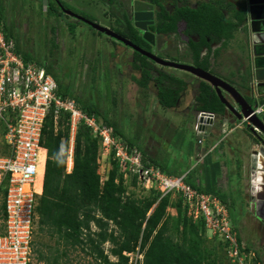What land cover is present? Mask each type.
<instances>
[{
    "label": "trees",
    "instance_id": "1",
    "mask_svg": "<svg viewBox=\"0 0 264 264\" xmlns=\"http://www.w3.org/2000/svg\"><path fill=\"white\" fill-rule=\"evenodd\" d=\"M221 3L220 0L201 2L196 8H184L179 11L180 17L187 21L190 30L200 33V40L192 41L190 48L195 61L204 69L209 67L208 54L201 58L200 53L204 46L210 49L211 44L206 41L205 35L209 36L210 41L222 40V45H225L233 37L244 18L243 0H238L240 11H234L232 8L229 16L224 15L218 7ZM229 5L233 4L229 3ZM45 11L56 17L65 15L57 9L54 2H50ZM11 20L4 13L0 0V21L6 38L14 40L16 53L24 60L36 62L20 50L18 37L12 34L14 27L9 28L10 23H14L15 26L16 20ZM169 26L173 28L172 25ZM73 28L74 26L68 32L71 35L74 33ZM54 30L55 26L51 27V31ZM36 63L43 66L46 73H51L45 62ZM139 66L142 68L141 76L132 77L138 86L147 88L148 83L153 81L157 87L156 98L159 104L164 108L174 106L176 95L185 82L181 78L166 76L163 73L155 76L151 73L150 66L146 67L144 62ZM56 82L59 95L76 100L82 110L89 115L98 116L105 125L112 128L115 136L116 133L121 135L122 141L128 147L137 148L145 156L142 142L125 137L107 115L110 110H104L103 107L95 104L80 103L77 92L61 90L57 79ZM195 98L197 110L222 115L223 104L204 80H200ZM259 103L263 106L260 118L264 123V97L260 98ZM68 139L69 114L59 113L55 122L53 111L50 109L43 123L40 141L46 148V160L42 189L36 199L35 215H37L38 230L51 236L56 235V244H61V248L58 246L53 248L50 257L38 250L40 260L45 263L63 264L61 259L71 247L89 253L98 264H131L130 256L125 252L136 250L142 254L141 264H223L221 259L227 258L226 251L224 255L218 252H221L222 248L225 249L224 242L220 240L218 250L213 245H206V229L203 221L193 220L185 214L179 196L175 195L176 198L172 200V194L162 195L160 190L155 189L148 190L149 194L145 197L137 198L126 194L123 174L119 172L118 165L112 158L110 159L112 167L103 182H100V174L97 172L98 139L83 122L78 124L74 136L72 169L66 172ZM187 175L185 180L191 186L215 194L220 200L223 199L216 191L198 187V184L190 181ZM131 179V183L135 184L136 175H132ZM168 207L175 208L176 214H170L167 211ZM2 216L1 202L0 217ZM106 242L110 244L109 254L115 258L114 260L110 259L103 248ZM238 242L243 251L249 252V246H244L239 237ZM219 258L221 262L218 263ZM254 261L263 264L257 253ZM228 263L232 264L229 260ZM135 264H138V261Z\"/></svg>",
    "mask_w": 264,
    "mask_h": 264
},
{
    "label": "rangeland",
    "instance_id": "2",
    "mask_svg": "<svg viewBox=\"0 0 264 264\" xmlns=\"http://www.w3.org/2000/svg\"><path fill=\"white\" fill-rule=\"evenodd\" d=\"M61 1L94 19L100 25L106 26L111 22L110 18H106L109 11L102 0ZM126 1L120 0V3L125 4ZM41 2V0H1V6L7 18H10V21L16 20V27L14 23H10L9 28L14 27L12 34L18 37L22 53L38 63L45 62L52 75L59 81L61 90L77 92L80 103L95 104L103 107L104 110H110L107 115L114 120L128 139L136 142L144 141L145 161H148L150 156L157 155L161 166L174 173L177 171L187 173L189 179H192L197 173V166L194 160L188 158L189 153L194 151L197 138H203L204 133L196 134L193 129L192 113L184 109V105L191 103L189 89L182 92V99L177 106L170 109L161 107L156 99L157 87L153 81L149 83L148 88H142L132 79L133 76L139 78L140 73L130 68L129 55L121 50L113 58L112 46L107 45L105 36L99 35L81 21H72L65 15L56 17L47 14ZM54 26L55 30L52 32L51 27ZM72 26H74V33L71 35L68 32ZM237 47L239 45L236 43L231 45L230 53L235 57ZM180 59L183 63L190 62L186 57ZM121 60H126L123 65L120 64ZM161 70L171 74L192 75L172 67H162ZM185 86L187 87L188 83ZM77 104L80 107V104ZM116 135L121 136L117 133ZM2 143L3 141L0 144ZM99 149L98 143L97 156L100 154ZM110 159L109 157L104 158L103 161L97 159V172L102 178L106 177L108 170L112 167ZM122 174L127 189L126 194L137 198L149 194V189L142 185L139 178H136L135 184H132V174L124 172ZM223 196L229 202L230 216L240 242L251 246L252 251L255 250L258 254L264 255V226L251 212L247 201L244 200V192H223ZM174 198L176 197L172 194L171 199ZM167 211L174 215L175 211L170 208H167ZM219 242L218 237L213 236L209 230H205L207 246L213 245L218 250ZM56 246L61 248V244H56V235L51 236L40 232L37 215H35L29 264H51L40 260L37 252L41 250L50 257ZM109 247L108 242L103 245L108 254ZM224 252L225 249L222 248L218 253L224 255ZM128 253L132 262L137 260L138 264H141L140 252L139 255L136 251ZM109 257L111 260L115 259L110 254ZM221 260L223 264H229L226 257ZM221 260L219 258L218 263ZM61 261L63 264H98L89 253L80 248L75 250L71 247Z\"/></svg>",
    "mask_w": 264,
    "mask_h": 264
},
{
    "label": "built area",
    "instance_id": "3",
    "mask_svg": "<svg viewBox=\"0 0 264 264\" xmlns=\"http://www.w3.org/2000/svg\"><path fill=\"white\" fill-rule=\"evenodd\" d=\"M15 48L14 40L6 38L0 22V136L8 149L7 153L0 152V197L3 204L0 264H29L39 175L46 156L40 141L50 109L54 119L59 113L69 114L72 134L80 122L91 129L98 139L99 161L112 158L121 172L135 174L147 189H158L162 195L179 196L185 214L193 220H202L205 229L224 242L227 258L232 264H258L254 255L243 251L240 246L228 208L217 195L191 186L185 180L186 174H167L145 161L137 148L128 147L102 119L89 115L74 99L57 94L54 77L36 62L24 60ZM262 110L263 106L258 105L254 113L259 115ZM202 113L204 111L197 113L193 127L197 133H201L202 127L215 117L213 112L206 111V121H200L198 118ZM103 180L101 177L100 182ZM125 254L129 256L130 253ZM136 261L129 259L131 264Z\"/></svg>",
    "mask_w": 264,
    "mask_h": 264
},
{
    "label": "crops",
    "instance_id": "4",
    "mask_svg": "<svg viewBox=\"0 0 264 264\" xmlns=\"http://www.w3.org/2000/svg\"><path fill=\"white\" fill-rule=\"evenodd\" d=\"M226 2L234 4V0H227ZM239 27L240 26H238L237 30L233 34V37L229 39L225 45L219 47V45L216 43H213L212 45L210 44V49L208 48L207 50L206 48L202 49L200 53V57L202 58L203 56H205V54L206 55L208 54V60H209L208 69L212 73L221 77L222 79L232 83L241 92V94L244 95L247 98V100L253 106L256 107L258 105H262L261 103H259V100L260 98L263 97H259L256 94L255 95L252 94L249 88L250 71H249V64H248L247 53L245 48V35H244V29H241ZM234 43L239 45V47H237L236 49L237 51L236 57L230 53L232 50L231 45H234ZM217 63L218 65H216ZM224 65L226 67H224ZM48 74L52 75L51 73ZM163 74L166 75L171 73L165 71ZM173 75H175V77L181 78L186 85L188 83V86L186 87L184 84L181 91H179L178 94L176 95L175 105L172 107L177 106L179 101H181L182 92L185 91L186 89H189L191 93V103L184 105V109H188L192 113V118L194 121L193 127H194V124L197 120L196 119L197 113L199 112V110H197V104L195 103L196 101L195 97L197 95V90L199 87L200 80L197 79V77H195L194 75L186 76L184 74H176V73ZM52 76L54 77V75ZM166 108L170 109L171 107H166ZM117 127L118 130L121 131L119 126ZM202 130L203 131L201 133H204V137L197 138L194 151H191V153H189L188 158L194 160L195 165L197 166L196 169L197 173L192 179L189 180L193 181L194 184H198V187L202 189L216 191L223 198L221 200L226 204L229 211L230 205L229 202L226 200V197L223 196V192H232V191L240 192V193L244 192L245 195L244 197H246V192L248 189V181L250 179V174H251L250 152L251 149L254 148L251 142L252 133L248 129L243 128V124L241 125H238L237 123L231 124L229 122V119H226L224 117L223 113L222 115L215 114L213 122L207 124V126L205 127H202ZM225 130L226 132L224 133ZM239 132H242L243 134H240ZM75 133L72 134L71 130H69V139L67 142V149H66V165H65L66 172H70L73 165V148H74L73 144H74ZM196 134H200V133L196 132ZM119 137L121 138V136ZM140 137H142V135ZM198 140H200V142H198ZM2 141H3L2 145L0 144V152L7 153L8 152L7 146L4 143L2 137L0 136V143ZM141 142L143 144L144 151L146 152L145 150L146 148L144 147V141L141 140ZM45 155H46V151H45ZM45 160H46V156H45ZM103 160L104 159H102V161ZM149 160L147 162L157 166L167 174H178V175L187 174L181 171H177L176 173H174L172 171L167 170L165 167L161 166V164L158 162L157 155L153 157L150 156ZM44 165H45V161H44ZM44 165L42 166L40 170L41 173L39 175V179H40V187L38 188L39 194L42 189ZM1 202L2 199L0 197V203ZM168 208H170L172 211H175L174 214H176L175 208L173 207H168ZM229 215H230V211H229ZM1 218L2 217H0V222H1ZM230 219L232 221L231 216ZM259 222L261 223V221ZM232 224H234L233 221ZM234 228L236 229L235 226ZM1 230H2V225L0 223V231ZM243 245L249 246L247 244H243ZM251 249H252L251 246H249V252H251L255 257V254L257 252L254 250L256 252L255 253ZM258 255H260L261 260L264 261V255L261 254Z\"/></svg>",
    "mask_w": 264,
    "mask_h": 264
},
{
    "label": "water",
    "instance_id": "5",
    "mask_svg": "<svg viewBox=\"0 0 264 264\" xmlns=\"http://www.w3.org/2000/svg\"><path fill=\"white\" fill-rule=\"evenodd\" d=\"M41 1L43 8L46 10L47 0ZM243 1L244 18L243 24L239 28L244 29L245 48L250 71L249 88L252 94L264 97V0ZM60 7L64 13L73 14L72 11L62 5ZM133 9L136 14L139 13L138 11H145L146 5L140 1H134ZM78 18L88 23L92 28L104 32L111 37H116L134 50L142 52V54L157 64L189 72L195 77L206 81L212 87L224 106V117L229 119L231 124L242 123L243 128L248 129L252 133L251 142L254 148L250 152L251 174L246 192L247 197L244 200L247 201L253 215L264 222V123L259 115L254 113L255 106L232 83L222 79L209 70L191 63L166 60L149 51L143 50L124 37L118 36L106 26L89 19ZM139 28L143 30L141 26ZM144 36L146 37V33ZM205 112L198 118L200 121H206ZM245 119L247 122H244ZM209 122L212 123L213 120H209Z\"/></svg>",
    "mask_w": 264,
    "mask_h": 264
},
{
    "label": "flooded vegetation",
    "instance_id": "6",
    "mask_svg": "<svg viewBox=\"0 0 264 264\" xmlns=\"http://www.w3.org/2000/svg\"><path fill=\"white\" fill-rule=\"evenodd\" d=\"M134 1H140L144 3L146 5V10L138 11L139 13L135 14V11L133 9ZM220 1L222 3L218 4V7L222 11V13L226 16L230 15L231 13L230 11L232 8H235V11H240L241 9V6L239 5L238 0H234V4L232 6L226 2L227 0H220ZM50 2L51 3L54 2L57 9L61 10L60 5H62L66 9L72 11L73 14L71 15V14L64 13L61 10V12L65 14L68 19L69 18L72 19V21L74 20L82 21L78 17H82L85 19L95 21L94 19L88 17L87 15L85 16V14L83 13L74 11L73 9L67 6H64L61 0H47V5H49ZM102 2L105 4L106 8L109 11V12L107 11L108 15L106 18L107 19L110 18L109 21H111L109 22L108 25H106V27H108L118 36H122L128 41L132 42L133 44L139 46L143 50L149 51L166 60H173V61L180 62L182 60L180 58L186 57L187 59H189L190 61L189 63L200 66L195 61L192 50L190 48V43L192 41L197 42L198 40H200V37H201L200 33L195 30L193 31L190 30L187 21L183 19L182 17H180L179 11L182 9L184 10V8H191V9L196 8L201 2H214V0H127L125 4H121L120 0H102ZM75 16H78V17H75ZM85 24L89 26L88 23H85ZM242 24H243V21L242 23H240L239 26H241ZM169 25H172L173 28ZM139 26H141L143 30L139 28ZM89 27L95 30L99 35L102 34L103 36H105L107 45L111 44L112 46L113 58L121 50L126 55H129L131 57V60L128 63L131 66L130 68H132L135 71H138L140 73V76H141L142 68L139 66V64H141L142 62L146 63V67L150 65L151 67L150 71L155 76L160 74L162 71H164V70H161L162 67L168 68V66L157 64L155 61H152L151 59L146 57L144 54H142V52L134 50L132 47L118 40L116 37H111L105 34L104 32H100L92 28L91 26ZM145 33H146V37L144 36ZM205 39L206 41L210 42L211 45L213 43H216L219 45V47L223 46L222 40L210 41L209 36H206V35H205ZM204 48L206 47L204 46L203 49ZM181 55H184V56H181ZM125 61L121 60L120 64L123 65ZM115 62L119 63V61H115ZM120 67H119V70H120ZM130 71L132 72V70ZM166 76L175 77V75L173 74H166ZM199 80H202V79H199ZM228 98L230 99L229 96ZM254 217L256 216L254 215ZM258 220L261 221L260 219ZM261 223H263V226H264V222L261 221Z\"/></svg>",
    "mask_w": 264,
    "mask_h": 264
},
{
    "label": "clouds",
    "instance_id": "7",
    "mask_svg": "<svg viewBox=\"0 0 264 264\" xmlns=\"http://www.w3.org/2000/svg\"><path fill=\"white\" fill-rule=\"evenodd\" d=\"M55 79V78H54ZM56 81V80H55ZM57 83V82H56ZM58 86V84H57ZM57 90H58V87H57ZM58 94V93H57ZM76 101V100H75ZM77 102V101H76ZM81 108V107H80ZM82 109V108H81ZM55 122H56V119H55ZM235 124V123H234ZM238 124V123H237ZM69 126H70V123H69ZM69 130H70V127H69Z\"/></svg>",
    "mask_w": 264,
    "mask_h": 264
},
{
    "label": "bare ground",
    "instance_id": "8",
    "mask_svg": "<svg viewBox=\"0 0 264 264\" xmlns=\"http://www.w3.org/2000/svg\"><path fill=\"white\" fill-rule=\"evenodd\" d=\"M69 164V163H68ZM71 164V163H70Z\"/></svg>",
    "mask_w": 264,
    "mask_h": 264
}]
</instances>
